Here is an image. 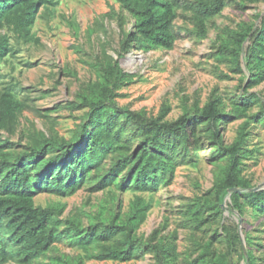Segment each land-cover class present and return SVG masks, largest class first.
I'll return each instance as SVG.
<instances>
[{
    "label": "rangeland",
    "instance_id": "rangeland-1",
    "mask_svg": "<svg viewBox=\"0 0 264 264\" xmlns=\"http://www.w3.org/2000/svg\"><path fill=\"white\" fill-rule=\"evenodd\" d=\"M54 1L39 10L32 28L38 40L0 30V38L8 36L15 49L0 61V89L11 88L28 104L9 121V128L0 129L4 142L11 145L7 150L17 153L33 140L49 136L75 140L89 119V108L81 103L103 97L105 87L118 109L168 121L193 114L219 98L221 110L231 116L221 123L220 133L230 144L246 131L241 175L253 187L264 188V81L252 83L243 54L237 57L220 47L222 42L235 45L233 34L244 27L259 26L264 0H231L221 14L206 22V35L193 11L180 8L173 48H140L132 42L128 50L124 40L133 17L116 0ZM116 61L125 74L114 83L115 75L105 68ZM189 130V149L178 156L173 182L157 190H135L130 182L120 186L126 170L98 188L119 156L112 151L106 152L74 194L41 188L35 203L61 210L56 222L59 236L41 256L6 264H247L244 246L254 264H264V209L241 200L244 211L239 216L229 198L225 205L217 203L213 186L224 175L228 158L215 151L217 145L205 124H192ZM139 141L130 142L127 152L135 151ZM85 145V139L80 140L78 146ZM138 196L151 206L134 233L142 244L131 260L96 256L103 245L116 244L123 234L86 244L66 230L69 220L82 228L103 221L122 222ZM236 233L241 242L230 237Z\"/></svg>",
    "mask_w": 264,
    "mask_h": 264
},
{
    "label": "trees",
    "instance_id": "trees-1",
    "mask_svg": "<svg viewBox=\"0 0 264 264\" xmlns=\"http://www.w3.org/2000/svg\"><path fill=\"white\" fill-rule=\"evenodd\" d=\"M116 1L133 17L132 28L124 40V48L128 50L132 42L140 48H173L178 38L175 21L180 8L193 11L201 33L206 35V22L221 14L231 0ZM56 3L54 0H0V30L7 28L25 40H38L32 28L39 10L43 5ZM233 39L235 45L222 42V50L232 51L237 57L243 54L251 82L264 81V15L259 26L244 27L233 34ZM247 40L249 43L244 47ZM14 52L9 37H1L0 61ZM105 71L115 75L114 83L125 74L119 61L110 64ZM106 88L103 97L85 98L81 103L82 107L89 108V119L73 141L44 137L33 140L27 149L14 153L6 149L11 145L0 136V264L12 259L31 261L48 251L59 236L56 222L61 210L54 205L35 203V195L41 188L74 194L106 152L112 151L119 152V156L98 188L109 185L126 170L120 186L130 182L135 190H157L162 184L173 182L178 156L189 149L192 124H205L209 138L217 145L215 151L228 158L224 175L213 186L217 203L222 205L229 198L232 209L238 208L239 216L244 211L241 200L264 209V188L251 190L253 186L241 175L240 153L244 151L246 131H240L232 143H225L220 125L231 116L221 110L219 98L211 99L193 114H183L168 121L162 120V116L148 117L130 108L118 109L110 99L111 90ZM27 106L11 88L3 92L0 89V129L9 128V121L16 117L17 111ZM135 138L140 139L138 148L127 152ZM82 139L87 142L83 148L78 146ZM52 151L57 153L48 156ZM232 187L242 190L229 193ZM150 206L148 201L138 196L132 203L131 213L122 222L103 221L82 228L69 220L66 230L75 232L86 244L111 241L123 234L124 238L116 244L103 245L96 256L128 261L133 259L142 244L134 233L146 221ZM230 237L241 242L238 233ZM242 257L245 261L248 258L247 264H254L250 251L247 256L243 251Z\"/></svg>",
    "mask_w": 264,
    "mask_h": 264
},
{
    "label": "water",
    "instance_id": "water-1",
    "mask_svg": "<svg viewBox=\"0 0 264 264\" xmlns=\"http://www.w3.org/2000/svg\"><path fill=\"white\" fill-rule=\"evenodd\" d=\"M260 186H255V187H251L250 189L251 190H256V189H259ZM236 190H239L241 191L242 189L241 188H238V187H232L229 189V193L233 192V191H236ZM223 205H225V203H223ZM244 251H245V255L247 256V250L245 249V246H244ZM248 260V258H246V261Z\"/></svg>",
    "mask_w": 264,
    "mask_h": 264
}]
</instances>
